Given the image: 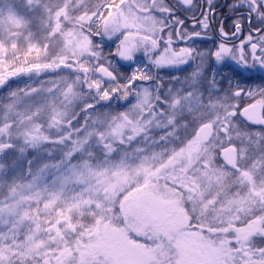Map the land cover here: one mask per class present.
<instances>
[{
    "label": "snow or ice",
    "instance_id": "obj_1",
    "mask_svg": "<svg viewBox=\"0 0 264 264\" xmlns=\"http://www.w3.org/2000/svg\"><path fill=\"white\" fill-rule=\"evenodd\" d=\"M0 264H264V0H0Z\"/></svg>",
    "mask_w": 264,
    "mask_h": 264
},
{
    "label": "rangeland",
    "instance_id": "obj_2",
    "mask_svg": "<svg viewBox=\"0 0 264 264\" xmlns=\"http://www.w3.org/2000/svg\"><path fill=\"white\" fill-rule=\"evenodd\" d=\"M21 86H23V85H21Z\"/></svg>",
    "mask_w": 264,
    "mask_h": 264
}]
</instances>
